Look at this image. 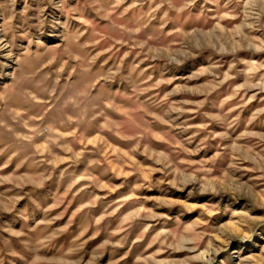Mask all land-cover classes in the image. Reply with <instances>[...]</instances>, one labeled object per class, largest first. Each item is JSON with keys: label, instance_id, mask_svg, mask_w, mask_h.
Instances as JSON below:
<instances>
[{"label": "rangeland", "instance_id": "1", "mask_svg": "<svg viewBox=\"0 0 264 264\" xmlns=\"http://www.w3.org/2000/svg\"><path fill=\"white\" fill-rule=\"evenodd\" d=\"M0 69V264H264V0H0Z\"/></svg>", "mask_w": 264, "mask_h": 264}, {"label": "clouds", "instance_id": "2", "mask_svg": "<svg viewBox=\"0 0 264 264\" xmlns=\"http://www.w3.org/2000/svg\"><path fill=\"white\" fill-rule=\"evenodd\" d=\"M82 2H83L84 10L86 11L89 5V0H82ZM192 2L194 3V0H192ZM116 6L117 5H113V8H115ZM185 7H187V5H185ZM95 10L97 11V15L100 16L101 20L109 19L108 15L105 14L102 10L100 9H95ZM56 24H59V22H56ZM53 26L55 27L56 25L54 24ZM42 35L43 33H39V34L28 33V32L22 33L21 40H27L28 43L27 45L20 44L18 51L21 53H24L25 48L32 47L33 45L42 46L43 44V41L41 39ZM4 46L6 47V45ZM30 55L31 53H24V60L21 62L22 66L24 63L27 62V57ZM2 72L3 70L0 69V74H2ZM118 72H119V69H117V73ZM0 78H2V75H0ZM117 86H119L118 82H117ZM68 87L71 88V86H68ZM137 87L139 88V85ZM55 100L57 103L58 110H61V111L66 109V110L75 112L76 110L80 108L81 104L84 103V101L80 97V94L75 91H69L67 93L62 94L61 96H57L55 97Z\"/></svg>", "mask_w": 264, "mask_h": 264}]
</instances>
